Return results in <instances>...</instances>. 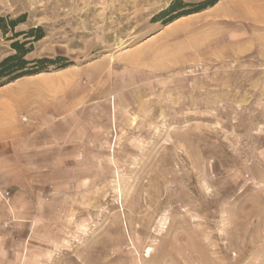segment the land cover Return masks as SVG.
<instances>
[{
	"label": "rangeland",
	"instance_id": "obj_1",
	"mask_svg": "<svg viewBox=\"0 0 264 264\" xmlns=\"http://www.w3.org/2000/svg\"><path fill=\"white\" fill-rule=\"evenodd\" d=\"M173 1L0 0L72 63L0 87V264H264V40Z\"/></svg>",
	"mask_w": 264,
	"mask_h": 264
},
{
	"label": "trees",
	"instance_id": "obj_2",
	"mask_svg": "<svg viewBox=\"0 0 264 264\" xmlns=\"http://www.w3.org/2000/svg\"><path fill=\"white\" fill-rule=\"evenodd\" d=\"M220 0H203L195 4H184L180 0L173 1L167 9L162 11L158 17L164 18L163 24L167 25L186 15L199 13L212 8ZM188 10H185L187 9ZM23 22V17L10 20L7 24L0 18V30L5 36L8 32ZM23 37V41L17 40ZM44 32L41 27L32 28L27 32L14 33L6 40L11 41L9 48L10 54L0 59V87L12 83L25 77H32L41 73H46L52 68L54 71L64 70L72 66L64 57H56L54 60L47 58L27 59V55L32 51V43L41 40ZM29 45V47H27Z\"/></svg>",
	"mask_w": 264,
	"mask_h": 264
},
{
	"label": "crops",
	"instance_id": "obj_3",
	"mask_svg": "<svg viewBox=\"0 0 264 264\" xmlns=\"http://www.w3.org/2000/svg\"><path fill=\"white\" fill-rule=\"evenodd\" d=\"M207 11L225 23L255 30V37L264 40V0H220Z\"/></svg>",
	"mask_w": 264,
	"mask_h": 264
},
{
	"label": "bare ground",
	"instance_id": "obj_4",
	"mask_svg": "<svg viewBox=\"0 0 264 264\" xmlns=\"http://www.w3.org/2000/svg\"><path fill=\"white\" fill-rule=\"evenodd\" d=\"M43 73H41V74H38V75H35V76H33V77H37V76H40V75H42ZM33 77H28V78H33ZM12 84H14L13 82L12 83H10V85H12ZM4 88V87H3ZM2 88H0V90H1ZM18 110V109H17Z\"/></svg>",
	"mask_w": 264,
	"mask_h": 264
}]
</instances>
